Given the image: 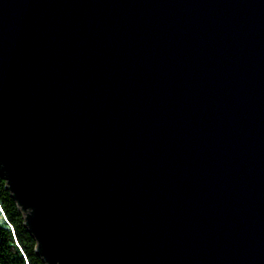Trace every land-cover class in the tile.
<instances>
[{"label":"water","instance_id":"1","mask_svg":"<svg viewBox=\"0 0 264 264\" xmlns=\"http://www.w3.org/2000/svg\"><path fill=\"white\" fill-rule=\"evenodd\" d=\"M0 176L47 264H264V0H0Z\"/></svg>","mask_w":264,"mask_h":264},{"label":"trees","instance_id":"2","mask_svg":"<svg viewBox=\"0 0 264 264\" xmlns=\"http://www.w3.org/2000/svg\"><path fill=\"white\" fill-rule=\"evenodd\" d=\"M36 248L24 213L0 176V264H47Z\"/></svg>","mask_w":264,"mask_h":264}]
</instances>
